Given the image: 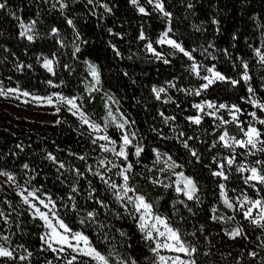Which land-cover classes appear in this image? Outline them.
Wrapping results in <instances>:
<instances>
[{
	"label": "trees",
	"instance_id": "trees-1",
	"mask_svg": "<svg viewBox=\"0 0 264 264\" xmlns=\"http://www.w3.org/2000/svg\"><path fill=\"white\" fill-rule=\"evenodd\" d=\"M139 1L146 14L139 13L130 0H94L93 4H88L87 0H63L67 4L65 9L60 8L58 0H7L8 8L0 10V89L18 88L20 92L39 96L62 93L66 97H76L77 104L89 119L99 124L105 135L117 141L116 149L122 136L117 125L123 124L132 143H138L144 149L141 156L136 157L132 154L135 149L128 146V162L134 165L128 173L130 186L153 205L154 215L167 218L170 226L180 230L184 240L198 247V264H237V261L261 264L264 240L258 237L264 233L244 219L238 201L247 196L249 200L264 202V184L250 180L246 183L245 178L250 172H238L237 165L255 166L264 171L256 164V161L264 160V153L258 151L259 143L255 149L251 146L225 147L219 136L226 132L228 138L242 139L241 128L246 129L251 124L261 131L260 139L264 140V125L258 122V119H264V110L250 102L264 103V63L256 55L257 49L264 51V0H163L165 9L172 13L170 25L163 13L154 11L146 0ZM189 3L192 8L188 7ZM104 4L111 12L105 10ZM8 9L15 16H10ZM67 19L73 21L75 30L68 25ZM213 20L218 23L214 24ZM22 24L32 25V41L20 35ZM169 26L172 38L183 42L188 50L195 49L193 60L178 51L173 55V49L156 42ZM53 28L58 32L53 33ZM150 42L161 53V58L148 54L146 45ZM75 46L81 51L73 55ZM45 58L53 61L52 72L43 66ZM164 59L169 63L165 64ZM89 63L98 67L99 85L91 76ZM193 63L197 65L195 72L191 68ZM244 63L248 64L251 77L247 82L242 78ZM213 64L216 70L239 83L233 86L218 81L196 95L202 77L207 75L205 69ZM249 86L254 89L252 93L248 92ZM153 88L165 89L159 99ZM207 101L213 103L215 114L212 116L204 112L199 114L193 107L194 104L205 106ZM219 104L227 107L219 108ZM251 113H256V118ZM193 115L201 117L199 125L186 119ZM166 117H175V120L165 123ZM58 118L60 123L49 124L17 119L0 112V172L12 174L15 181L11 182L25 193L34 191L45 202L51 197L55 204V208L49 205L52 211L58 212L74 230H83L94 243L105 247L96 239L93 226L79 223L84 209L90 210L94 201H85L83 193L78 196L81 206L78 215L72 211L67 199L74 173L66 169L79 168L84 172L81 187L86 188L87 181L92 180L111 209L106 222L113 226L110 235L115 236L113 243L117 250L126 257L137 259L138 264H159L156 254L150 251L155 246L154 241L145 239L137 220L127 215L115 202L111 190L104 191L106 186L99 177L92 175L93 171H99L106 179L110 177L118 185L122 184V177L116 175V168H112V163L124 167L122 158L110 157L104 152L100 148L101 142L87 126L64 108ZM180 133L185 135L180 136ZM187 137H194L188 143L201 155V162H197L180 143ZM94 139L95 144L92 143ZM214 141L216 147L212 148ZM154 148L162 153L159 159L152 151ZM49 153L56 157V162L48 158ZM164 153L183 167L170 168L171 161ZM80 156H85L86 160H80ZM232 156L235 161L229 167L227 158ZM214 157L216 164H213ZM58 162H63L65 169H60ZM221 163L229 177L227 180L211 174ZM25 164L28 168H24ZM87 165L92 171H86ZM179 172L197 182L199 202L189 201L176 193V173ZM154 179L162 184L153 183ZM221 183L225 185V196L234 204L232 209L223 203ZM164 184L172 186L165 188ZM179 200H184L192 212L178 203ZM115 212L123 213L122 218L114 219L112 213ZM0 213L4 214L0 216V246L13 252L11 259L0 257V264H48L49 261L67 264L72 255H77L73 264L86 261L87 258L70 249L65 248L63 252L59 248L56 252L49 249L40 238L46 232L41 221L31 215L15 190L2 185ZM213 216L225 219L213 220ZM101 219H104L103 210ZM236 221L244 228L247 238L230 239L225 234V230L236 227ZM117 229L126 235L121 237ZM251 251L259 254L255 260L248 255ZM205 252L210 255L205 256Z\"/></svg>",
	"mask_w": 264,
	"mask_h": 264
},
{
	"label": "snow or ice",
	"instance_id": "snow-or-ice-1",
	"mask_svg": "<svg viewBox=\"0 0 264 264\" xmlns=\"http://www.w3.org/2000/svg\"><path fill=\"white\" fill-rule=\"evenodd\" d=\"M60 3V8L65 9L67 8V4L63 2V0H58ZM88 4H93L94 0H87ZM130 3L136 6L141 13L146 14V10L143 6L139 5L138 0H130ZM149 4L153 5L154 11H159L160 13H163V16L165 18H168L169 25L171 23V16L172 13L168 12L165 9L163 0H148ZM55 7V4L53 5ZM103 7L106 11L111 12V8L108 7L107 4H104ZM189 8H192V4H188ZM8 8L7 0H0V10H4ZM8 14L10 16H15V13L8 9ZM17 20H19V17H16ZM214 24H217L218 21L213 20ZM68 25L72 26L75 30V25L71 19H67ZM35 24V21L32 22V25ZM32 25H21L23 30L20 32L21 36H26V38L29 41H32L34 39V36L31 34L32 32ZM199 30V29H197ZM111 31V29H109ZM219 31V29H217ZM53 33H57L58 30L53 28ZM172 32V28L169 26L166 31H164L160 38L156 41L159 44H167L171 46V48L174 50L173 53L175 54V51H178L180 53H183L184 56L188 57L189 60H193L194 57L192 55V52L195 51V49L188 50L183 46V42H178L176 39L172 38L169 34ZM76 38L79 39V33H75ZM143 39V36H141ZM235 38V37H234ZM61 45L63 46L62 42ZM146 48L149 52H152L158 59L161 58V53L156 51V49L153 47L152 43H148L146 45ZM81 49L79 46H75L74 53L80 52ZM119 54V53H117ZM256 55L259 57V60L261 63H264V51L261 49L256 50ZM215 59V57H213ZM163 62L165 64L169 63V60L164 59ZM52 64L53 61L51 59L45 58L43 66L48 69L49 72H52ZM67 68L68 65H65ZM192 70L195 72L197 70V65L193 63L191 65ZM243 68L245 71L243 72L242 78L245 82L249 81L251 77L248 75V64L244 63ZM89 70L91 73L92 78L94 79L95 83L97 85L100 84V72L98 70V67L96 65L89 63ZM205 71L208 73V75H204L202 77V83L200 85V88L196 90V95H200V90L209 89L210 86L216 84L219 82H228L232 84L233 86L237 85L239 83L238 80L232 79L230 77H227L226 75L222 74L220 71L216 70L215 64H213L210 67H207ZM197 75L199 73L197 72ZM51 84V81L48 82ZM19 91L18 88L16 89H8V93H14ZM165 89L160 88L156 89L153 88V92L156 94V98H160V93L164 92ZM254 91L253 88L249 86L248 92L252 93ZM0 95H6L3 89H0ZM23 95L25 97H28L29 95H33L29 93L28 91H24ZM55 97V111L56 113H59L61 108L60 105L64 104L68 106V110L72 113V115L76 116L78 115L79 120L82 124H85L88 126V128L92 129L93 132H99L101 130V126L89 119V117L86 115L85 111L82 110L81 106L77 104V98L76 97H66L62 93H52L48 96H39V95H33V99L37 102L41 103H47L48 105L54 104ZM254 104V106L258 107L261 110H264V103H257L255 100L250 101ZM207 107L209 109H213V103L211 101H207ZM193 107L197 109H203L202 104H194ZM219 108H226L227 105L225 104H219ZM232 108L235 109L237 112L240 111V109L236 105H232ZM210 115H214V111L212 113H209ZM161 116L164 114L161 113ZM251 115L256 118V113H251ZM186 119L189 121L199 125L201 123V117L198 115L189 116ZM258 119V118H257ZM175 120V117H166L165 123L168 121ZM233 120H236V117L233 115ZM258 122L262 125H264V119H258ZM56 123H60V121H56ZM132 123H135L134 121ZM227 123V121H225ZM118 127L123 128L124 125L120 124ZM241 131L243 132L242 139H235V138H227V133L219 136V140L223 142L225 147L232 148L234 145H239L241 148H247L251 146L252 149H255L257 144L259 143L261 147L258 149V151L264 153V140H261L260 137L262 135L261 131L257 129L256 127L249 124L246 129L241 128ZM134 133L132 134V137H134ZM184 133H180V136H184ZM168 137H165L167 139ZM98 139L106 141L109 144L115 145L117 143L116 140H112L108 135H102L99 136ZM120 139L122 140V144L120 145L119 149L117 150L115 147H108L106 144H100V148L104 152H112L117 158H122L121 164H124V167H121L118 164L112 163V168H116L117 172L116 175L122 177L123 183L118 185L114 181L111 180L110 177L107 179L105 178V175L102 174L99 171H93L92 175L94 177H99L102 184L106 186L104 191L111 190L112 196L115 199V202L120 205L122 209H124V212L127 213V215L132 216L133 219L137 220L139 230L144 233V237L146 240L154 241L155 246L150 248V251L156 254L159 264H198V261L196 259V254L199 252L198 247L192 243L191 241H186L182 238V234L178 228H174L170 226V224L167 222V218L161 217L159 215H154L152 212L153 205L148 203L145 196L142 194H137L136 189L130 186L129 181L131 179L130 175L128 174L132 168L134 167L133 163L128 162L130 151L128 146L132 145V147L135 149L134 154L136 157H140L141 153L144 151L143 147L140 146V144H133L132 138L128 134H123ZM194 139V137H187V139L180 140V143L182 146L187 149L191 156L195 158L197 162H201V155L198 153V151L190 146L188 143L189 140ZM228 139L232 140V144L228 143ZM97 141L94 139L92 141L93 144H95ZM212 148L216 147L215 141L213 142ZM152 151L156 154V157L159 159L162 155L160 151L156 148L152 149ZM70 155H74V153H70ZM163 155H167V153H164ZM48 158L54 162H56V157L53 156L51 153H49ZM167 158L169 161H171V164L169 165L170 168H179L183 167V165H179L176 163L175 160H173L172 156L167 155ZM80 160H86L85 156H80ZM235 161V156L227 158V164L229 167L233 165ZM60 169H65V164L63 162H58ZM101 164L104 163L103 160L100 161ZM111 163V162H110ZM155 163V161H154ZM215 157L213 158V164H216ZM256 164L260 165L262 169H264V160H258L256 161ZM205 167H210L209 165H205ZM24 168H28V165L25 164ZM224 165L217 164V170L211 171L212 176L214 177H220L224 180L229 179L228 175L224 172ZM66 171H71L74 173V177L72 182L69 185L70 188V194L68 195L67 199L70 202V206L72 211L76 212L78 215L80 213V204L78 203L77 197L80 196L83 193V198L85 201H94V205L91 207V209H84V214L82 218L80 219L79 223L81 226H93L95 228V235L96 239L100 242V245H104L105 247H100L96 243L93 242L92 238L86 234L83 230L76 231L72 227L69 226L68 223H66L65 219L60 216V214L56 211L51 212H45L41 211L39 207L36 206V204H32L29 201V197H33L34 199L39 200V203L43 205L45 209L49 208V205L51 204L53 208H55L54 202L51 200V197H48L47 202H45L44 199H41L39 196H37L36 192L30 191L27 193L26 196L23 197V202L25 204H29L31 208L34 209L33 216L34 218L38 217L40 220L43 221L45 227L49 230L47 235V240L45 241L48 245V248L51 249L53 252L57 251V248L53 245L59 246V251L63 252L65 250V246L68 249H71L73 253H77L79 256L87 258L84 264H138V260L131 257H126L123 254H121L117 250V246L113 243L115 240V236L110 235L112 225L108 224L107 217L108 214L111 212V209L109 208V205L105 202V198L99 195V189L95 187L92 183V180L87 181V187L82 188L80 185V181L82 178H84V172H82L79 168L74 169H66ZM86 171H92V168L90 165L86 166ZM108 171H111V168L108 169ZM163 171V169H161ZM237 171L243 172L248 171L250 172V175L245 178V182L247 183L249 180L258 181L260 184H264V171L258 170L257 167L252 166L250 168H245L242 164L237 165ZM0 175H4L7 177L8 181H15V177L7 172H0ZM178 176V179L175 181V191L178 194H182L187 198L189 201L199 202V197L196 195L198 192L197 182L194 180L191 176H186L183 172L176 173ZM153 183H161L162 181L154 179L152 181ZM165 188L171 187L170 184H164ZM219 188L221 190L220 195L222 197H225L223 200L224 205L232 209L234 208V204L229 201V199L225 196V185L223 183L219 184ZM129 193H133L134 195H128ZM244 200L250 205V207L246 208L243 211L244 219L249 221L250 225L257 227L261 229L262 233H264V202L260 200H249L247 196L244 197ZM178 203L183 204L189 212H192V208L187 205V203L184 200H179ZM129 205H131V209H129ZM260 206V212L258 215L253 216L252 208ZM65 207H68V205H65ZM101 210H103V216L104 219H101ZM213 211L215 212L216 209L214 208ZM139 214L138 216L135 214ZM3 213H0V216H3ZM123 213L115 212L112 213V217L114 219H120L122 218ZM213 220L217 219H225L224 217H212ZM228 220H235L234 217H227ZM150 220L152 222H150ZM7 222V221H5ZM163 227V230H161V227ZM62 230V231H61ZM117 232H119L121 237H124L126 234L120 230L117 229ZM200 231H203V227H201ZM225 234L229 236L230 239H236L237 237L241 238H247L244 233V228L241 226L239 221H236V227L229 230H225ZM194 236L195 233H192ZM41 240H44L45 237L41 236ZM159 238V239H158ZM7 240V237L4 238ZM207 240L208 238L205 237ZM258 239L264 240V235L261 237H258ZM262 248H264V244L261 245ZM167 249L169 252L174 253H183L187 259H182L180 256H174V257H165L163 255L159 254L160 249ZM31 256V253L28 254ZM205 256H209V252L204 253ZM249 257H251L253 260H255V257L259 255L255 251H251L248 253ZM0 257L5 258H13V252L10 251L8 248L0 246ZM21 260L24 259L23 256L20 257ZM77 260V255H72L71 259L68 260L67 264H73L74 261ZM48 264H51L49 261ZM237 264H240L239 261H237ZM261 264H264V258L261 259Z\"/></svg>",
	"mask_w": 264,
	"mask_h": 264
},
{
	"label": "rangeland",
	"instance_id": "rangeland-1",
	"mask_svg": "<svg viewBox=\"0 0 264 264\" xmlns=\"http://www.w3.org/2000/svg\"><path fill=\"white\" fill-rule=\"evenodd\" d=\"M139 5L142 6V4L140 3V1L138 0ZM146 2L148 3V0H146ZM149 4V3H148ZM151 7H153L152 4H149ZM134 6V5H133ZM137 11L139 12L138 8L136 6H134ZM141 13V12H139ZM159 44V43H158ZM159 45H165L171 48V46L167 45V44H159ZM172 49V48H171ZM148 54L151 57L157 58L152 52H149L147 50ZM158 59V58H157ZM44 64V62H43ZM47 71L48 69L45 68ZM208 75V73H207ZM4 92L6 93V95H0V112H5L7 114H11L12 116H14L17 119H23L26 121H30V122H40V123H49V124H55L56 121H58V115L59 113H56L55 111V97H53L54 99V104L53 105H48L47 103H41V102H37L33 99V95H29L28 97H25L23 95V92L17 91L14 93H8V89H3ZM60 108H64L68 113L72 114L69 110H68V106L61 104ZM198 113H206L208 115H210L209 113L213 112V109H209L207 107V104H205V106H203V109H197ZM74 116V115H73ZM212 116V115H211ZM79 120L78 115L74 116ZM80 121V120H79ZM81 122V121H80ZM85 125V124H84ZM87 126V125H85ZM118 127V125H117ZM88 128V126H87ZM90 130V132L93 134L94 138L99 140L101 142V144H106L108 147H115L112 144L107 143L106 141L100 140L98 139L99 136L105 135L104 132L102 131V129L99 132H93L92 129L88 128ZM118 129L121 131L122 135L125 134L123 128L118 127ZM228 137H226L227 139ZM228 143L232 144V140L228 139ZM122 144V140L120 145ZM119 145V147H120ZM234 146H239V145H234ZM119 149V148H118ZM117 149V150H118ZM110 157H116L112 152H106ZM252 182H258V181H254V180H250ZM0 185L5 186L11 190H15L16 193L18 194V196L20 197L22 203L28 208L29 212L31 213V215L33 216L34 213V209L31 208L29 206V204H25L23 202V197L27 195V193H25L22 190H19L15 187V185L7 180V177L4 175H0ZM29 201L32 204H36L37 207L40 208L41 211H45V212H51L52 209L49 206L48 209H45L43 207V205H41L39 203V200L34 199L33 197H29ZM239 203V208L244 211L246 208L250 207V205L244 200V199H239L238 201ZM260 212V206H256L252 208V215H258ZM34 217V216H33ZM37 219H39L38 217H36ZM40 220V219H39ZM41 223L43 224V226L45 227L44 223L42 220H40ZM150 222H152L150 220ZM161 227V230H163V227ZM46 232H45V239L44 242L47 240V235L46 233L49 231L46 227ZM62 231V230H61ZM159 239V238H158ZM45 244L47 245V243L45 242ZM48 246V245H47ZM56 248H59L58 245H53ZM66 249H68L65 246ZM71 250V249H70ZM159 254L163 255L165 257H174V256H185L183 253H174V252H169L167 249H160L159 250ZM182 258V257H181ZM184 259V258H182Z\"/></svg>",
	"mask_w": 264,
	"mask_h": 264
}]
</instances>
